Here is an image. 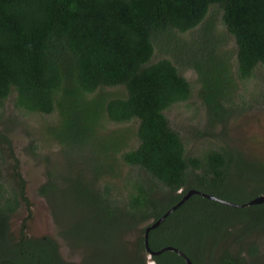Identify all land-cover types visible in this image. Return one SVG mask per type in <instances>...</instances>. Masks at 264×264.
I'll list each match as a JSON object with an SVG mask.
<instances>
[{
  "label": "trees",
  "instance_id": "obj_1",
  "mask_svg": "<svg viewBox=\"0 0 264 264\" xmlns=\"http://www.w3.org/2000/svg\"><path fill=\"white\" fill-rule=\"evenodd\" d=\"M259 66L264 0H0V106L14 94L18 109L56 113L44 133L61 146L54 164L61 169L48 172L38 193L53 213L60 207V236L83 254L81 264H146V227L189 190L233 202L223 191L232 172L258 173L264 186V172H257L264 161H247L230 143L189 155L165 114L189 99L192 85L181 73L189 69L209 127H222L212 136H226L240 85ZM3 151L14 187L0 180V264H74L51 235L31 234L28 221L11 230L12 215L31 202L12 142L0 130V161ZM123 163L137 172L123 174ZM108 177H123L125 204ZM240 208L193 194L149 231V246L175 247L193 264H264L255 239L264 230L227 237L235 229L228 212ZM132 232L140 235L125 244ZM150 257L187 264L174 250Z\"/></svg>",
  "mask_w": 264,
  "mask_h": 264
},
{
  "label": "rangeland",
  "instance_id": "obj_2",
  "mask_svg": "<svg viewBox=\"0 0 264 264\" xmlns=\"http://www.w3.org/2000/svg\"><path fill=\"white\" fill-rule=\"evenodd\" d=\"M216 18L221 20V10L216 11ZM161 55L155 57L157 60ZM235 68V65H234ZM183 75L190 81L192 91L187 101L175 103L170 106L165 114L169 119L170 125L179 132L185 146L186 153L189 155L199 156L210 149H218L219 147L229 148V143L233 150L246 153L247 161H259L251 154L250 144L252 139L244 136L245 128L249 125L252 128L261 127L262 120L256 116V113L264 114V66H259L256 72L246 82L240 85L238 95L235 97L232 105L235 110L231 117L227 120L226 136H212L213 133H219L221 125L211 128L207 122L206 109L199 95L200 84L196 79V75L189 69H182ZM106 90H114L107 88ZM14 94H12L0 106V130L7 134L13 146L14 154L19 160V168L27 185V197L31 204L27 207L22 206L15 212L10 221L11 230L15 233L21 228L23 220L28 213H32V217L28 224H32L31 233L33 231L47 232L59 243L61 257L67 262L81 264L83 254L78 250L71 248L66 240L62 239L59 230L60 225L56 221L57 218L65 219L60 212V207L55 206L53 213L52 207L48 204L45 196L38 193L39 187L47 182L51 175L60 172L61 166H55L56 162H60L61 146L58 147L56 142L48 143L45 140L44 129L54 121L56 113L50 115L40 112H25L18 109L14 104ZM244 109V110H242ZM242 110V111H241ZM129 125V124H128ZM112 126V125H110ZM248 145L249 147H247ZM236 150V151H237ZM252 155V154H251ZM263 156V155H262ZM245 159V158H244ZM12 161L7 159V151H3V159L0 161V180L8 187H14L11 180ZM57 169V171H56ZM63 166L62 172H65ZM122 172H137L130 166L123 163ZM243 172H232V177L226 181L223 191L231 194L230 200L236 203L249 202L255 196L264 193L262 179L258 173L243 175ZM250 177V178H249ZM105 181L110 182L117 189L115 195L121 202L125 204V192L123 191V177L106 178ZM248 182V183H247ZM258 184H257V183ZM255 183L256 185L252 184ZM230 214V223H234V232H230L227 237L229 239L237 237L241 233V239L246 237L244 230L262 232L264 218V203L260 205H251L240 208L237 212H228ZM53 214V215H52ZM147 224H143L144 228ZM139 232H132L123 237L125 244L135 242V238L139 236ZM260 245L261 254L264 253V232L255 237ZM226 245V244H225ZM248 246H244L243 250H247ZM247 253V252H245ZM131 256V255H130ZM260 262L264 261L262 259ZM146 264H155L153 259L146 255Z\"/></svg>",
  "mask_w": 264,
  "mask_h": 264
},
{
  "label": "water",
  "instance_id": "obj_3",
  "mask_svg": "<svg viewBox=\"0 0 264 264\" xmlns=\"http://www.w3.org/2000/svg\"><path fill=\"white\" fill-rule=\"evenodd\" d=\"M256 116L262 120L261 127L258 126V128L257 127L252 128L249 125L248 127H246L244 129L245 130L244 136L247 137V138H249V139L253 138L252 139V143L249 145L250 146V149L252 151L251 154L256 159H259V160H262L263 161L261 154L264 156V114L256 113ZM246 146L249 147L248 145H246ZM193 194H200L202 196H205V197H208L210 199L219 201L221 203H225V204H228V205H232L234 207H246V206H251V205H256V204L264 203V194L259 195V196L255 197V198H253L252 200H250L249 202H247L245 204H238V203H234V202H231V201H228V200H225V199L218 198V197L213 196V195L205 194V193L200 192V191L195 190V189L189 190L182 197V199L178 203H176L174 206H172L162 217H160L159 219H157L156 221H154L151 225H149V226L146 227L145 233H144L145 249L150 254V256L157 255V254H159V253H161L162 251H165V250H174V251L178 252L180 255H182V256L185 257V260H186V263L187 264H193L192 261H191V259L188 256H186V254L183 251H181V250H179V249H177L175 247L168 246V247L162 248L161 250L154 251L149 246V231L152 228L158 226L160 223H162L169 214H171L174 210H176L180 205H182ZM41 233L43 235H48L47 232H41Z\"/></svg>",
  "mask_w": 264,
  "mask_h": 264
},
{
  "label": "flooded vegetation",
  "instance_id": "obj_4",
  "mask_svg": "<svg viewBox=\"0 0 264 264\" xmlns=\"http://www.w3.org/2000/svg\"><path fill=\"white\" fill-rule=\"evenodd\" d=\"M259 154V153H258ZM261 156H262V154H261ZM262 159H263V161H264V156H262ZM257 172H264V170H258ZM53 215V214H52ZM31 217H32V213H28V215L26 216V218L23 220V221H28L29 222V220L31 219ZM28 224V223H27ZM31 226H32V224H28V230H29V232L31 233ZM31 234H33V235H37L36 237H39V236H42L43 234L42 233H40L39 231H33ZM247 250H243V252H246Z\"/></svg>",
  "mask_w": 264,
  "mask_h": 264
},
{
  "label": "clouds",
  "instance_id": "obj_5",
  "mask_svg": "<svg viewBox=\"0 0 264 264\" xmlns=\"http://www.w3.org/2000/svg\"><path fill=\"white\" fill-rule=\"evenodd\" d=\"M149 254V253H148ZM149 256H150V254H149Z\"/></svg>",
  "mask_w": 264,
  "mask_h": 264
}]
</instances>
